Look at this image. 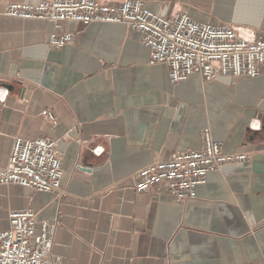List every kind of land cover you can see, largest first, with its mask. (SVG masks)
<instances>
[{"label":"crops","instance_id":"1","mask_svg":"<svg viewBox=\"0 0 264 264\" xmlns=\"http://www.w3.org/2000/svg\"><path fill=\"white\" fill-rule=\"evenodd\" d=\"M39 1L0 0V169L17 138L54 139L62 192L0 184V233L11 212L31 209L39 224L58 221L51 258L61 264H263L264 67L253 79L194 74L173 85L165 64H150L142 35L120 24H68L77 38L57 50L51 24L3 14ZM144 1L247 41L264 35V0ZM207 127L225 155L250 160L209 174L184 203L164 189L136 191L138 172L200 148Z\"/></svg>","mask_w":264,"mask_h":264},{"label":"built area","instance_id":"2","mask_svg":"<svg viewBox=\"0 0 264 264\" xmlns=\"http://www.w3.org/2000/svg\"><path fill=\"white\" fill-rule=\"evenodd\" d=\"M3 14L51 24L53 31L47 44L57 50L74 44L77 38L75 31L67 29L68 24H120L142 35V43L150 52V64H165L173 85L194 74L205 81L219 77L253 79L261 75L264 67V35L247 41L226 25L196 22L186 14L167 18L149 10L144 0H126L119 5L98 0H42L9 4ZM44 115L56 124L52 112ZM201 140L200 148L174 152L167 160L138 172L136 191L164 189L177 202L184 203L196 198L197 188L206 184L209 174L226 164L250 160L249 156L225 155L223 143L214 138L209 127L203 130ZM63 176L56 140L17 138L8 166L0 169V184L59 195ZM9 221V230L0 233V264H61L60 259L55 262L51 258L57 220L39 224L37 212L28 209L11 212Z\"/></svg>","mask_w":264,"mask_h":264}]
</instances>
